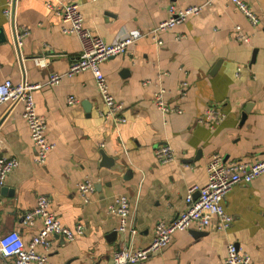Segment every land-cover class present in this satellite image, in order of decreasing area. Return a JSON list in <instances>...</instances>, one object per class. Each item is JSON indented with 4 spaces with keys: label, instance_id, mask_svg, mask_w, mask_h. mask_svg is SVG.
Returning <instances> with one entry per match:
<instances>
[{
    "label": "crops",
    "instance_id": "1",
    "mask_svg": "<svg viewBox=\"0 0 264 264\" xmlns=\"http://www.w3.org/2000/svg\"><path fill=\"white\" fill-rule=\"evenodd\" d=\"M7 1L0 0V84L42 85L34 93L36 110L55 148L39 165L21 105L0 106V158L19 161L0 190V235L17 232L29 246L43 223L25 225V214L37 207L40 196H48L62 224L85 229L73 242L52 239L48 264H109L123 246H149L156 225L186 209L189 189L206 185L207 164L215 156L244 163L264 158V0H242L257 15V27L231 0L210 5L208 0H66L79 4L86 28L106 43L137 37L127 54L102 64L124 123L102 116L106 109L89 71L48 85L50 76L66 74L82 51L78 37L64 33L67 25L47 7L58 0H16L13 20L4 14ZM171 4L203 8L161 34L159 45L143 35L168 18ZM22 27L30 33L21 59L13 35ZM240 34L249 41L240 40ZM183 83L186 96L180 94ZM161 87L168 105L181 114L165 117L157 109L154 96ZM71 96L76 105H68ZM212 106L227 115L213 128L200 123ZM162 145L172 148L173 162L157 158ZM104 155L113 163L106 165ZM86 180L96 186L89 204L78 191ZM120 196L131 207L127 232L119 230L120 219L110 210ZM223 205L232 218L229 230L218 231L214 218L205 230L176 231L168 247L141 264H223L230 244L253 264H264V175L236 185Z\"/></svg>",
    "mask_w": 264,
    "mask_h": 264
},
{
    "label": "built area",
    "instance_id": "2",
    "mask_svg": "<svg viewBox=\"0 0 264 264\" xmlns=\"http://www.w3.org/2000/svg\"><path fill=\"white\" fill-rule=\"evenodd\" d=\"M215 0H208L210 5ZM247 18L253 27H257L259 19L257 15L242 0H231ZM16 0H8L4 14L9 20L15 17ZM47 7L55 11L62 22L67 25L64 33L74 34L81 42L82 51L80 57L74 61L68 72L64 75L53 74L50 76L48 85L56 86L60 84L65 76L72 77L80 73L89 71L96 83L97 90L105 106V112L102 116L105 118L113 117L116 122H125L120 116L122 105L117 102L110 90L109 83L103 73L102 64L112 58L127 54L135 44L137 37L130 35L108 44L101 37L93 34L86 28L84 16L77 3L58 0V4L48 3ZM203 6H190L186 8L177 7L171 4L168 8V18L159 23L147 34L158 42L163 44L160 35L174 30L184 24L190 17L198 15ZM241 28L237 26L236 32ZM30 31L26 27L19 30L15 28L13 35V44L21 56V49L24 39ZM238 38L244 42L249 41L245 34L238 35ZM38 65L43 66L41 62ZM240 69H238V72ZM187 83L182 84L180 94L186 96L184 89ZM42 87L40 84H31L27 80L15 85L11 80H6L0 84V106L3 104H19L22 107V118L27 123L31 139L36 148V162L39 165H45L51 151L55 145L47 138V125L42 116L37 113L34 93ZM167 90L161 87L154 96V104L157 109L166 117L171 113H182V110L171 107L166 102ZM69 106L76 105L78 99L74 96L68 98ZM227 115L220 112L216 107L208 108L200 123L210 125L212 128L219 125L226 119ZM156 156L161 163L167 164L174 161V153L170 145L157 147ZM19 161L13 158H0V190L5 186L8 177L18 168ZM207 183L205 186H194L189 189L185 198L186 209L181 212L174 220L170 222L158 223L155 227L154 238L149 246L133 250L129 246H123L113 253L112 261L109 264H141L151 256L161 253L172 241V236L176 231L188 230L195 227L198 230H205L212 226V220L217 219L216 229L218 231H227L232 225V218L224 209V201L227 195L238 184H250L257 178L264 175V158L254 163H244L239 161L224 162L222 157L215 156L207 164ZM95 183L86 180L78 185V191L84 204H89L91 195L95 193ZM52 200L48 196H40L37 201V207L33 211L25 214L24 224L34 226L36 220L40 219L43 227L35 235L29 246L25 247L20 234L10 232L0 235V259L3 264L13 259V264H48L49 250L52 246V239L58 237L68 242H73L79 235L85 233V229L78 225L75 229L62 224L59 219L51 212ZM112 213L120 219V231L127 232L129 219L131 216V207L129 200L125 196L115 199ZM135 233V230L132 231ZM38 247H43L44 252H39ZM223 264H253L251 257L238 248L236 244H230L227 248V257Z\"/></svg>",
    "mask_w": 264,
    "mask_h": 264
},
{
    "label": "water",
    "instance_id": "3",
    "mask_svg": "<svg viewBox=\"0 0 264 264\" xmlns=\"http://www.w3.org/2000/svg\"><path fill=\"white\" fill-rule=\"evenodd\" d=\"M248 111V108L246 109V112ZM103 162L106 164V165H108V163L109 164H112L113 163V161L110 159V158H108L106 155H104V157H103ZM200 234H202V233H198L197 235H200ZM196 235V236H197Z\"/></svg>",
    "mask_w": 264,
    "mask_h": 264
}]
</instances>
